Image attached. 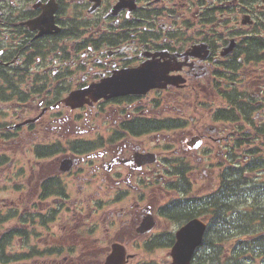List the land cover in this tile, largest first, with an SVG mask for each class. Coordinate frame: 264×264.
Segmentation results:
<instances>
[{
    "label": "flooded vegetation",
    "instance_id": "flooded-vegetation-1",
    "mask_svg": "<svg viewBox=\"0 0 264 264\" xmlns=\"http://www.w3.org/2000/svg\"><path fill=\"white\" fill-rule=\"evenodd\" d=\"M256 62L264 0H0V155L12 172L25 154L43 163L15 183L32 189L14 197L29 204L14 219L25 250L12 264H104L114 229L124 241L159 218L161 172L171 177L177 155L179 171L201 178L203 212L210 197L220 215L261 191L241 171L222 186L214 170L226 151L264 148V80L244 77ZM205 115L214 126L196 123Z\"/></svg>",
    "mask_w": 264,
    "mask_h": 264
},
{
    "label": "trees",
    "instance_id": "trees-1",
    "mask_svg": "<svg viewBox=\"0 0 264 264\" xmlns=\"http://www.w3.org/2000/svg\"><path fill=\"white\" fill-rule=\"evenodd\" d=\"M163 213L168 219L184 221L200 215L201 210L198 207L193 208V206L175 202L171 209ZM252 217L244 216L238 222L234 221L235 223L231 224L229 230L227 226L220 225V218L210 219L209 228L212 227L206 232V245L202 247L205 248L204 252H199L194 256L193 264H255L257 261L261 263L264 260V240H256V231L252 229L256 224ZM245 237H250L252 240L244 241ZM226 242L228 247L234 245L235 249L226 252L223 248ZM244 248L247 252L243 250ZM0 259L3 261L8 259L2 247H0Z\"/></svg>",
    "mask_w": 264,
    "mask_h": 264
},
{
    "label": "rangeland",
    "instance_id": "rangeland-1",
    "mask_svg": "<svg viewBox=\"0 0 264 264\" xmlns=\"http://www.w3.org/2000/svg\"><path fill=\"white\" fill-rule=\"evenodd\" d=\"M196 105V104H195ZM193 106L192 108V112L195 113V111H203L204 107H207L204 103H198L197 106ZM234 106V105H232ZM216 108L214 107V110ZM201 113H199L200 115ZM230 116L235 117L237 115V110H233L230 114ZM194 117V116H193ZM197 124H199L202 127H208L207 125V116H202L201 118L197 119ZM263 189V187H262ZM2 192V191H1ZM2 195L4 193H1ZM253 195H258V194H253ZM192 196V193H190L189 195H179L178 198L180 199H184L186 197H190ZM242 199V198H241ZM239 199V200H241ZM239 200H236L235 198H233L232 201H229V204L224 208V211L226 213V217L229 219V213H230V207L229 205L237 202ZM259 207V206H258ZM240 208V207H238ZM255 212H257L255 210ZM254 219L259 220V223L256 224V226L252 229H254L256 231V240H264V207H262L261 209L258 210V215L257 217H254ZM177 229V227H174V225H170V223L163 221V219H160V222H158L156 231H154L153 235L150 237H159L158 242L159 245L157 247H154L153 251L150 252L149 255H146L144 253H138V259H143V260H151L152 261H156L160 264H163L165 262H168V264H171V258L169 255V251H170V246L171 243L169 241V233H174V231ZM135 240H137L136 237H133L130 241V243L128 245H136V242H134ZM236 244V243H235ZM237 245V244H236ZM234 246V245H233ZM233 246L228 247V243L226 242L225 245L223 246L224 249H227L226 252H229L230 249H235ZM132 247V246H131ZM14 250H17L20 248L19 244L15 243L13 246ZM200 252H204V250L200 251Z\"/></svg>",
    "mask_w": 264,
    "mask_h": 264
},
{
    "label": "water",
    "instance_id": "water-1",
    "mask_svg": "<svg viewBox=\"0 0 264 264\" xmlns=\"http://www.w3.org/2000/svg\"><path fill=\"white\" fill-rule=\"evenodd\" d=\"M105 92L106 90H103V93ZM144 230L146 231L147 228ZM204 231L205 225L198 219L190 220L177 231V242L171 251L174 264H190L194 250L201 243ZM110 260L114 262V254L110 257ZM123 260L124 254L119 264H121Z\"/></svg>",
    "mask_w": 264,
    "mask_h": 264
},
{
    "label": "bare ground",
    "instance_id": "bare-ground-1",
    "mask_svg": "<svg viewBox=\"0 0 264 264\" xmlns=\"http://www.w3.org/2000/svg\"><path fill=\"white\" fill-rule=\"evenodd\" d=\"M243 176H244V174L242 173V179H243ZM245 186H246V185H245L244 183H242V184H241V189H243ZM259 192H261V191H260V190H256V191H255L256 194H259ZM241 198L243 199V196H242ZM241 198H240V199H241ZM209 211L215 214V212L213 211L212 208H209ZM243 250L247 252V249H246V248H244ZM241 251H242V250H241ZM260 264H264V260H263Z\"/></svg>",
    "mask_w": 264,
    "mask_h": 264
}]
</instances>
